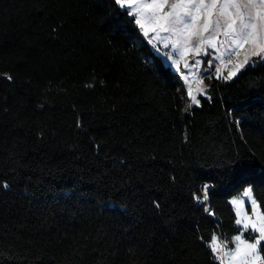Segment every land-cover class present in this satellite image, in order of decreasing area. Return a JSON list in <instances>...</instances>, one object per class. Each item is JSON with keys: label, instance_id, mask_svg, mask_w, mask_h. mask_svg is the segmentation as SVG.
<instances>
[{"label": "trees", "instance_id": "trees-1", "mask_svg": "<svg viewBox=\"0 0 264 264\" xmlns=\"http://www.w3.org/2000/svg\"><path fill=\"white\" fill-rule=\"evenodd\" d=\"M2 73L0 264H220L229 199L264 214V60L186 108L113 0H0Z\"/></svg>", "mask_w": 264, "mask_h": 264}, {"label": "rangeland", "instance_id": "rangeland-1", "mask_svg": "<svg viewBox=\"0 0 264 264\" xmlns=\"http://www.w3.org/2000/svg\"><path fill=\"white\" fill-rule=\"evenodd\" d=\"M163 2L164 0H132V7L135 9L139 8V6L142 4ZM179 2H181V0H167L165 7L159 11H157L155 8H143L141 11L135 14V18L136 21H140V23H137V25L144 39L150 44L155 54H157L162 59L163 63L170 67V69L176 74L180 88L186 96V108H188L190 104L191 106H197V104L191 103V96L188 95L189 88L192 90V95H195L200 101L201 97H209L207 92V77L222 78L226 81H230L246 66L254 65L258 61H263L264 53L253 55V52L257 50L256 45L259 44L261 40H264V32L259 29V22H257L258 28L255 43L251 41L245 42L244 40H238L234 43L233 39H235V37H233V39H229L224 35V33L227 31V23L231 22L229 14H231L232 18H234L235 9L229 7L223 15L220 13V6L225 3L230 4L233 2V0H217V9L213 10V15L211 18L213 22L212 27H210L208 32H203L202 37L205 41L209 42L201 45V51L199 55H196L194 52H189L188 54L184 55L185 47L195 48L200 38L192 37L191 40H189L187 33L181 34L180 29L182 28V23H174V17H169L168 20L160 19V17L164 16L165 13L172 11L170 7L172 3ZM184 2H186V0H184ZM208 2H210V0H205V3ZM235 2L243 3L245 0H235ZM120 7L126 8L127 5ZM242 11L245 14V20L247 21V10L242 9ZM187 19L188 18H185V20ZM203 19L204 16L203 13H201L197 30L202 31L199 26L203 24ZM216 21H219L218 29L216 28ZM239 25L240 21L237 20L234 27L238 29ZM164 29L168 30L165 31ZM248 31H251V29ZM212 43H215L216 47H212ZM196 60L200 61L198 68L193 64V61ZM177 61H179V63H177ZM185 64L192 66L194 71L189 72V69L185 67ZM233 71L236 72V75L231 79H225V77H227L228 74ZM201 88L204 89L203 93L199 91ZM243 191L232 196L229 201L232 198L242 199L244 201L241 209L242 213H247L248 216L252 217L253 221L258 222L256 216L253 215V211L255 210L256 212L262 214L260 206L254 209V206H252L250 203V199L243 197ZM252 197L254 198L253 193ZM232 207L235 213V206ZM236 226L241 231H243L242 226ZM246 233L249 234V237L245 236ZM250 235L252 237H258L259 234L252 232L251 228H249L248 231L243 232L242 238L247 243H254V240L250 238ZM234 250L235 242H233L232 248L227 247L224 249L225 252H231ZM257 254L261 258L259 246L256 250V253H252L248 257H238V259L247 258L251 262L255 260V256ZM224 258L225 264H234L230 256H224ZM255 264H260V260H255Z\"/></svg>", "mask_w": 264, "mask_h": 264}, {"label": "snow or ice", "instance_id": "snow-or-ice-1", "mask_svg": "<svg viewBox=\"0 0 264 264\" xmlns=\"http://www.w3.org/2000/svg\"><path fill=\"white\" fill-rule=\"evenodd\" d=\"M115 4L118 6H125L126 12H130L131 19L134 22L140 23V21H136L135 14L143 8H155L157 11L162 10L167 3V0H164L163 3H153V4H142L139 8L132 7V0H113ZM171 12L165 13L164 16L160 17L162 20H168L169 17H174V23H182V28L180 29V33H187L189 40L192 37H199V42L196 44L195 48L185 47L184 55L189 52H194L196 55L200 54L201 45L204 43H208L209 41H205L203 37V32H208L210 27H212V15L213 10L217 9V0H210V2L205 3V0H181L179 3L171 4ZM231 7L235 9V16L232 18L231 14H229L231 22L227 23V31H225L224 35L229 39H233V42H237L238 40H244L245 42H253L255 43L257 28L259 22V29L264 32V0H245L243 3L235 2L233 0L232 3H225L220 6V13L223 15L226 10ZM242 9L247 10L248 20H245V14ZM203 13L204 19L203 24L200 25V29L202 31L197 30L198 21L200 19V14ZM182 14V15H181ZM185 18H188L185 20ZM240 21L239 28L234 27L236 25V21ZM216 28H219V21H216ZM251 29V31H248ZM167 31L168 29H164ZM215 31V30H214ZM212 47H216L215 43L211 44ZM256 51L253 52V55H259L260 53H264V40H261L259 44L256 45ZM179 63V61H177ZM195 67H199L200 61H193ZM185 67L189 69V72H193L194 69L192 66L185 64ZM239 68V66H238ZM237 68V70H238ZM236 75V72H230L225 79H231ZM0 78L6 79L11 82L12 77L7 73L0 74ZM187 79V77H186ZM201 93L204 92V89H199ZM188 95L191 96L192 104H199L200 101L197 99L195 95H192V90L189 88ZM191 107V104L189 105ZM0 187H7V184H0ZM208 186H203L200 192V196L198 197L196 193H193V198L197 199L200 203L208 200ZM243 197L249 198L250 203L255 208H258L259 205L255 198L252 197V188L249 186L244 189L242 193ZM230 205L235 206V225L242 226L243 231L237 229L238 234L234 237H223L224 240L229 242H235V250L231 252H225L224 249L227 248L226 243H221V237L218 236L215 232H213L209 238L204 240L205 246L208 248L210 254H215L214 259L218 260L220 264H224V256H230L232 262L234 264H255V260H260V264H264V259H261L257 254L255 256V260L249 261L247 258L238 257H248L252 253H256L258 246L264 247L262 245V241H264V214L258 213L255 210L253 211V215L256 216L257 221H253L251 216H248L247 213H242V205L244 201L238 198H232L229 201ZM158 206V205H157ZM207 211V209H206ZM213 213H210L212 215ZM251 228L252 232L258 233V237L250 238L254 240V243H247L242 237L243 232L248 231ZM203 239V238H202ZM246 250V251H245Z\"/></svg>", "mask_w": 264, "mask_h": 264}, {"label": "built area", "instance_id": "built-area-1", "mask_svg": "<svg viewBox=\"0 0 264 264\" xmlns=\"http://www.w3.org/2000/svg\"><path fill=\"white\" fill-rule=\"evenodd\" d=\"M224 262H225V258H224ZM225 264V263H224Z\"/></svg>", "mask_w": 264, "mask_h": 264}]
</instances>
